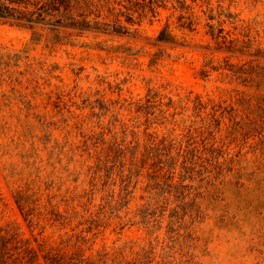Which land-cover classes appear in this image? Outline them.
<instances>
[{
	"label": "rangeland",
	"instance_id": "374dc122",
	"mask_svg": "<svg viewBox=\"0 0 264 264\" xmlns=\"http://www.w3.org/2000/svg\"><path fill=\"white\" fill-rule=\"evenodd\" d=\"M162 4L130 35L37 28L34 36L28 27L0 19V227L10 223L30 235L12 190L38 177L58 198L90 200L100 218L88 233H95L93 252L123 250L130 259L138 246L157 243L145 249L165 264H264V184L230 183L225 171L190 180L177 167L169 194L148 175L149 162L140 166L144 128L150 124L147 132L158 136L167 128L142 106L150 92L164 104L172 99L174 106L160 107L167 113L181 112L187 95L227 103L254 95L255 104L264 95V0ZM166 24L174 41L158 38ZM218 26L242 46L216 48ZM231 64L238 75L231 74ZM262 136L249 137L242 158H264ZM179 176L185 179L179 182ZM77 221L48 226L43 236L54 242L89 226ZM126 242L135 248H116Z\"/></svg>",
	"mask_w": 264,
	"mask_h": 264
},
{
	"label": "trees",
	"instance_id": "16d2710c",
	"mask_svg": "<svg viewBox=\"0 0 264 264\" xmlns=\"http://www.w3.org/2000/svg\"><path fill=\"white\" fill-rule=\"evenodd\" d=\"M160 3L163 5V0H0V19L28 27L34 36H37V28L55 34L62 28L76 29L78 32L104 31L130 35L136 32L134 25H140L148 13L151 16L157 15ZM192 22L193 20L188 27L192 26ZM221 22L219 21V25ZM207 25L215 27L212 23ZM222 29L218 26L212 34L216 48L234 51L239 43L242 46L243 42L226 39L221 34ZM70 35L68 32L67 36ZM158 38L174 41L168 24L160 30ZM230 66L231 74L238 75V67L232 64ZM209 67L215 69L213 66ZM253 98L254 95L248 98L242 94L227 103L212 98L204 99L199 95H187L180 101L181 112L167 113L168 109L163 110L160 107L174 106L172 99L169 98L164 104L157 91L150 92L142 106L151 108L152 111L147 113L153 114L159 119L157 123L167 128L161 136L155 131L147 132L150 124L144 128L146 137L142 144L145 150L141 152V168H145L149 162L148 175L162 181L158 183L159 188L162 187L169 194L176 188L172 181L177 167L181 172L187 173L190 180L194 174L220 175L225 171L230 183L235 180L253 188L255 185L264 184V158H242L241 151L243 144L254 133L263 135L261 139L264 140V95L256 96V104L252 102ZM189 109L191 112L187 113ZM180 113L183 117L177 121L176 116ZM145 121L149 123L148 118ZM121 145L114 140L115 148H121ZM139 146L136 140L135 151ZM133 160L136 161V155ZM184 179L179 176V182ZM12 192L30 235L27 236L20 227L10 223L1 226L0 264H165L161 259H154L152 249H145L156 248L157 243H150L148 247L138 246L141 251L136 252L130 259L125 258L123 250L109 252L101 249L93 252L92 237L95 233L92 237L88 233L94 226H98L95 222L100 218L99 214L92 212L90 200L81 203L78 196L66 197L65 194L58 198V194L52 193L50 183L45 182L43 187L38 177L18 184ZM61 205L62 210L59 208ZM74 220H78L77 226L86 222L89 226H82L78 233L60 237L54 242L49 236H43L46 227L57 224L66 226ZM116 248H135V245L126 242Z\"/></svg>",
	"mask_w": 264,
	"mask_h": 264
}]
</instances>
